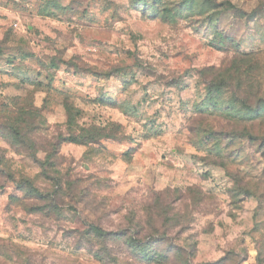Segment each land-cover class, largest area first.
Instances as JSON below:
<instances>
[{
    "label": "rangeland",
    "instance_id": "obj_1",
    "mask_svg": "<svg viewBox=\"0 0 264 264\" xmlns=\"http://www.w3.org/2000/svg\"><path fill=\"white\" fill-rule=\"evenodd\" d=\"M0 264H264V0H0Z\"/></svg>",
    "mask_w": 264,
    "mask_h": 264
}]
</instances>
